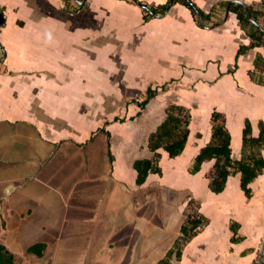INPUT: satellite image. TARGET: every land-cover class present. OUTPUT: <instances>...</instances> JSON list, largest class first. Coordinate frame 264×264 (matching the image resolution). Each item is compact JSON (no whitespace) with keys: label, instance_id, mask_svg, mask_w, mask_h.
Listing matches in <instances>:
<instances>
[{"label":"crops","instance_id":"obj_1","mask_svg":"<svg viewBox=\"0 0 264 264\" xmlns=\"http://www.w3.org/2000/svg\"><path fill=\"white\" fill-rule=\"evenodd\" d=\"M166 1L0 0V243L13 264H53L56 243L75 237L87 243L79 264H156L190 199L208 222L171 262L252 263L264 237V168L249 197L239 172L209 189L214 159L189 169L213 110L233 160L245 120L252 136L264 127V0H190L196 12L175 1L144 18L139 3ZM156 86L170 99L157 90L140 109ZM170 103L189 110L187 142L175 157L159 149L161 173L138 185L132 163L152 157L148 134ZM38 243L40 255L28 251Z\"/></svg>","mask_w":264,"mask_h":264},{"label":"trees","instance_id":"obj_2","mask_svg":"<svg viewBox=\"0 0 264 264\" xmlns=\"http://www.w3.org/2000/svg\"><path fill=\"white\" fill-rule=\"evenodd\" d=\"M175 1H180L187 5L193 12L197 11L195 5L190 0H167L164 4L158 6V8L139 4L145 12L144 18L147 19L149 16L162 14ZM235 12L241 23L249 22L243 8ZM3 23V13L0 9V27ZM257 38L258 36L252 37L253 41L258 42ZM253 41L250 46L253 45ZM246 48L247 46H241L238 52ZM156 93L157 88L152 89L148 87L146 97L138 102L137 106L142 109ZM164 111L165 116L162 121L148 134L147 148L153 153L152 157L135 159L132 163L136 171L135 182L138 185L145 181L149 173H161V168L158 165L160 157L159 149L166 151L169 157H175L182 152L187 142L190 123L189 110L183 105L170 103L165 107ZM137 114H139V111ZM210 124V140L200 148L194 157L189 169L190 173L198 171L204 161L214 159V164L207 173L209 189L215 193L221 192L225 187L228 176L239 172L240 187L244 194L249 197L251 194V189L248 186L249 182L260 174L264 168V159L261 155V149H264V127L260 128L258 136H252L250 122L245 120L242 129V155L240 159L233 160L231 158L230 134L225 127L224 115L213 110L210 115ZM207 222V218L198 211V203L193 199L188 200L185 208V219L179 228V235L175 238L173 245L156 264H173L171 262L172 258L178 260L185 243L196 235ZM43 247L44 245L41 243L34 244L28 248V251L40 255ZM14 262L15 257L13 253L0 243V264H13Z\"/></svg>","mask_w":264,"mask_h":264},{"label":"rangeland","instance_id":"obj_3","mask_svg":"<svg viewBox=\"0 0 264 264\" xmlns=\"http://www.w3.org/2000/svg\"><path fill=\"white\" fill-rule=\"evenodd\" d=\"M165 86V85H164ZM153 87H155L153 85ZM158 87L157 90L159 91L158 92V95L156 98H161L163 97L164 99V102L165 101H168L170 99L169 96H164L168 93V87H167V92L164 93H161V89L160 86H156ZM162 90L165 91V88H163ZM139 99H141V97H139ZM132 103L129 102L128 105H123V108L125 110V106L127 108V110L129 111H132V107H130ZM134 113V112H133ZM125 113H123L121 110L118 112L116 111L115 112V115H118V117H123ZM171 216L168 218L170 219ZM40 233L38 232H34V236L37 237V235H39ZM55 247H57V249H55V257H54V262L53 264H79L78 262V258L81 259L82 257L81 256V252L82 250L86 249L87 247V243H84L83 242V238L81 237H75L73 239H63L62 242H59V243H56ZM15 257V256H14Z\"/></svg>","mask_w":264,"mask_h":264},{"label":"built area","instance_id":"obj_4","mask_svg":"<svg viewBox=\"0 0 264 264\" xmlns=\"http://www.w3.org/2000/svg\"><path fill=\"white\" fill-rule=\"evenodd\" d=\"M251 264H264V237H261L254 247V256Z\"/></svg>","mask_w":264,"mask_h":264},{"label":"water","instance_id":"obj_5","mask_svg":"<svg viewBox=\"0 0 264 264\" xmlns=\"http://www.w3.org/2000/svg\"><path fill=\"white\" fill-rule=\"evenodd\" d=\"M247 13H248V16H250V13H249V11L247 10Z\"/></svg>","mask_w":264,"mask_h":264},{"label":"bare ground","instance_id":"obj_6","mask_svg":"<svg viewBox=\"0 0 264 264\" xmlns=\"http://www.w3.org/2000/svg\"><path fill=\"white\" fill-rule=\"evenodd\" d=\"M260 28V27H259Z\"/></svg>","mask_w":264,"mask_h":264}]
</instances>
